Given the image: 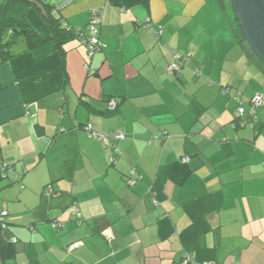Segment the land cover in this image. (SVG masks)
<instances>
[{
  "label": "crops",
  "instance_id": "crops-1",
  "mask_svg": "<svg viewBox=\"0 0 264 264\" xmlns=\"http://www.w3.org/2000/svg\"><path fill=\"white\" fill-rule=\"evenodd\" d=\"M68 2L52 4L72 30L101 9L93 59L79 38L42 60L19 41L0 66V212L15 248L0 264H264V68L227 1ZM26 18L50 34L34 8ZM87 126L121 133V154Z\"/></svg>",
  "mask_w": 264,
  "mask_h": 264
},
{
  "label": "trees",
  "instance_id": "trees-1",
  "mask_svg": "<svg viewBox=\"0 0 264 264\" xmlns=\"http://www.w3.org/2000/svg\"><path fill=\"white\" fill-rule=\"evenodd\" d=\"M33 1L43 6L40 9ZM1 0L0 3V66L15 56L13 48L19 41L25 42L28 51L36 60H42L56 52H65V45L78 38L76 30L67 28L62 18L54 13V5L43 0ZM34 8L49 28L50 34L40 35L27 20V12ZM233 10V9H232ZM234 12V11H233ZM233 23L244 48L256 58L264 68V63L256 56L244 37L235 13ZM1 89V85H0ZM0 227V262H5L15 254L14 243L4 238Z\"/></svg>",
  "mask_w": 264,
  "mask_h": 264
},
{
  "label": "built area",
  "instance_id": "built-area-1",
  "mask_svg": "<svg viewBox=\"0 0 264 264\" xmlns=\"http://www.w3.org/2000/svg\"><path fill=\"white\" fill-rule=\"evenodd\" d=\"M75 0H69L68 3H72ZM100 26H101V9H97V8H93L90 10V21L89 24L87 26V28L85 30H76V35L77 37L80 39V41L86 46L87 48V59L91 60L93 59V57L100 52L103 48H104V43L101 41L100 38ZM149 32L156 36L159 37L161 35V31L159 30H152L149 29ZM86 68L89 69V64H86ZM169 72H174V71H180V69H178L175 66H171L169 67ZM240 93H238V98H240ZM263 95H257L252 103H251V108L249 110L248 113L251 114V116H254V109L260 105H262L263 101H262ZM117 101L116 100H111L109 102V112H114L117 109ZM247 111L243 108L242 104L241 107L237 110V117L239 120V124L240 126H246V122L245 121H240L242 119V117H244L246 115ZM253 125V124H252ZM86 130L89 133V136L91 138H95L98 139L102 142V145L104 147H108V146H114V150L115 152L120 155V150L116 147L115 144H113L112 140H119L121 138H123V135L121 133L116 134L114 137L110 138L107 136H99L96 133H94L93 128L91 126H87ZM114 159H111V162H114ZM184 162H188V159H184ZM0 165L3 168H6L4 162L0 159ZM131 177H133L136 173L135 171H131L130 172ZM127 183L129 186L134 187L136 184V181L133 178H128L127 179ZM8 216L7 211H1L0 212V227L2 228V230H6L7 229V224L5 222V218ZM73 216L75 217H80V212L79 210L76 208L74 210ZM191 262V256L190 255H185L182 259L181 264H189Z\"/></svg>",
  "mask_w": 264,
  "mask_h": 264
},
{
  "label": "water",
  "instance_id": "water-1",
  "mask_svg": "<svg viewBox=\"0 0 264 264\" xmlns=\"http://www.w3.org/2000/svg\"><path fill=\"white\" fill-rule=\"evenodd\" d=\"M33 2L43 9L42 5ZM231 6L245 39L264 63V0H231Z\"/></svg>",
  "mask_w": 264,
  "mask_h": 264
},
{
  "label": "rangeland",
  "instance_id": "rangeland-1",
  "mask_svg": "<svg viewBox=\"0 0 264 264\" xmlns=\"http://www.w3.org/2000/svg\"><path fill=\"white\" fill-rule=\"evenodd\" d=\"M227 3H228V6L231 8L232 10V6H231V0H226ZM53 0L51 1V4H52ZM50 3V2H49ZM53 5V4H52ZM232 14H234L233 10H232ZM15 49V48H14Z\"/></svg>",
  "mask_w": 264,
  "mask_h": 264
}]
</instances>
